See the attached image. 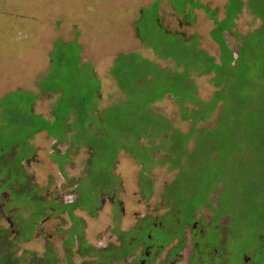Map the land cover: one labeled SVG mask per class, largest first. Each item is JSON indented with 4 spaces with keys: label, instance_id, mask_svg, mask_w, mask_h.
I'll list each match as a JSON object with an SVG mask.
<instances>
[{
    "label": "rangeland",
    "instance_id": "1",
    "mask_svg": "<svg viewBox=\"0 0 264 264\" xmlns=\"http://www.w3.org/2000/svg\"><path fill=\"white\" fill-rule=\"evenodd\" d=\"M192 6L200 8L195 7L191 14ZM239 7L242 8L240 12L237 11ZM204 8L212 12L214 19L224 27L222 42L224 40L234 53L233 58L237 53L241 55L238 69L242 68L246 72L244 78L255 75L254 62L258 59L257 51L260 50V39L263 38L262 33L256 30L263 22L264 0H0V100L7 93L12 94L5 99L14 103L23 98L15 112L9 108L6 118L8 125L14 124L16 130L22 131L25 127V134L31 131L28 125L31 120L26 113L25 103L34 101V96L23 91L32 90L37 93L41 81L46 91L54 87L60 89L63 100H70L73 95H82L86 99L90 97L84 104L71 101L72 107L81 113L86 112L87 124L84 121L75 123V132H66L67 140H62L60 144L54 140L49 141L50 145L43 156H33L24 162L30 181L25 189L33 193L18 194L15 197L18 200L3 199L0 204V230L9 231L11 237L29 236L33 210L43 205V212L46 213L36 223L33 236L28 242H12L13 247L9 253L14 254L11 256L13 264L23 257L20 264H30L34 256L42 257L45 253L56 254L57 261L54 264H69V260L72 264H99L91 263L98 258L97 255L83 257L80 251L86 246L99 250L110 245V257L115 261L119 253L114 251H125V242L117 232L138 229L145 216L152 218L162 213V201L159 198L168 185L165 196L169 197L167 194L174 191L179 199V209L175 210L180 211L178 223L183 225L190 219L192 211L185 203L188 202L196 205L194 217L198 228L192 230L187 224L189 227L185 230L184 239L186 246L173 252L180 240L175 238L156 259L155 264H170V261L174 264H192V232L202 236L203 243H214L227 264L242 263L237 257L245 250L252 252V262L262 264L264 139L254 134L255 140L250 148L245 147L250 150L249 153L245 152L248 153L246 157L239 156L226 165L217 163L210 150L215 133L188 136L187 149L183 152L185 155L179 161L170 151L154 149L151 156L155 162L147 164L145 168L146 177L153 182V194L150 197L143 196L139 182L145 169L130 153H118L109 173L107 170L110 168L102 169L98 165L102 160L100 153H92L88 147H83V141L85 145L86 142L92 144L99 130L96 126L98 120H103L102 116L95 120L89 111H94L96 104L99 111L112 107L109 117L113 119L121 111L123 120L127 119L126 108L134 87L140 90L139 103L142 97L151 94L160 99L164 91L173 92L176 89V78L173 75L178 74L175 72L182 73L186 67L189 70L188 83L195 88L186 87L185 98H197L209 103L216 92L221 90V87L215 85L213 73L191 71V63L202 67L206 64L205 58L210 60L211 56L219 63L223 51L214 40H218V36L212 35L216 22L205 14ZM261 28L264 29V25ZM77 38L82 56L77 49ZM53 49L55 52L51 53ZM79 53L82 64L93 61L96 79L90 76L88 65L82 66L83 69L76 75L75 69L78 67L75 64ZM222 55L227 57L229 54L223 51ZM201 60L205 63L199 64ZM159 70L167 72L163 74ZM45 71L47 73L44 76ZM228 73L221 72L219 79L227 80ZM241 88L242 93H245L246 87ZM59 94V91L37 93V107L47 109L45 116L50 117L53 108L57 111V108L64 106V102L59 105L60 101L55 106ZM221 105V102L218 103L208 119L200 122L197 127L208 130L215 126L226 128V116L223 124L221 122V125H217L222 112ZM182 107L190 109L194 106L186 102ZM38 108L34 111L38 112ZM148 112L149 118L157 122L166 118L173 129L179 130L181 134L188 135L193 130L192 122L182 118L180 105L170 95L151 103L144 110V113ZM35 122L40 124L38 120ZM92 122L97 132L90 126ZM19 135H12L10 131L4 134L6 146L18 142ZM160 142L161 137L156 136L141 139L144 146L156 147ZM198 143V151L191 154ZM28 150L20 144L11 153H27ZM103 178L106 181L114 179L117 191L103 193L102 187H98L103 185ZM95 194H98V199ZM25 200V208L18 205L15 207L11 203ZM75 205L80 208L76 207L72 211L74 219L66 210L60 211L61 208L69 210ZM212 220H217L221 232L214 228V222L209 223ZM74 223L81 230L79 237L73 232ZM179 229L177 224L171 232H178L179 238H182ZM199 230L202 234L198 233ZM150 232L152 238L155 234L162 240L168 238L167 234L160 232V228ZM138 255L139 250L121 259L119 264H129ZM243 258L248 260L247 257Z\"/></svg>",
    "mask_w": 264,
    "mask_h": 264
},
{
    "label": "trees",
    "instance_id": "2",
    "mask_svg": "<svg viewBox=\"0 0 264 264\" xmlns=\"http://www.w3.org/2000/svg\"><path fill=\"white\" fill-rule=\"evenodd\" d=\"M199 6L201 5L199 4ZM195 7L196 6H194V8ZM241 9L242 8L239 7L237 11L240 12ZM204 12L209 18H211L212 21L216 22V26L213 30L212 35L213 37H216V34L218 36V40L217 38L214 40L219 43L220 50L226 51L229 55H226L228 58L225 57V55H222V51V54H220L219 63L215 62V57L209 56L211 58L210 60L209 58H205L206 64H203L205 63V61L203 60L199 61V64L203 62L202 67L193 66L191 63V71L197 70L202 74L213 73L215 85L221 87V90L216 92L209 103L201 102L195 97V93H193V96L196 99L185 98L184 89L191 86L188 83L187 73L189 70L184 66L185 69L182 73L175 72L176 74L178 73L182 75L180 77H177L178 74L173 75L174 78H176L174 83L176 84V89L173 92L164 91L160 99H162L165 95H170L172 99L176 100L177 104L180 105L182 118L188 119L192 122L193 130L188 135H184L181 134L179 130L173 129L171 122H169L166 118H163L161 122L152 120L151 117L149 118V112L144 113V110L148 108L151 103L156 102L160 99L156 98L155 94L148 95V97L144 95L145 97H142L139 103L138 95L140 94V90H137L134 87L132 92L130 91L131 98L128 103V107L126 108L128 110L127 119L123 120L122 116L120 115L121 111L117 112V117H114L112 119V117H109V112L111 111L112 107L103 109L101 111L102 113H99V117L102 116L103 120H98V125H96L99 129L98 133L94 135L96 136V138L93 140L91 145L89 144V142H86L87 145H85L83 141V147H88L92 153H100L102 160L98 163V165L101 166L102 169H106V167L108 169L110 168L109 170H107V172L110 173L113 160L115 159V156L121 151L130 153V155L134 157L141 164V166L144 167V169L146 168L147 164L155 162L151 155L155 152L154 149L156 148L158 150L170 151L174 155L175 159L179 161L185 155L183 152H185L187 149L186 142L189 138L188 136L195 133H198L201 136L203 135V133L207 135L215 133L213 146L210 150L213 154V158L218 161L217 163L226 165L230 162H233V160H236L239 156L241 157L242 155H245L246 157V154L250 152V144L255 140L254 134L257 135V137L259 136L260 139H264V29L261 28L264 25V17L262 18L263 22L261 27L256 30L259 31V34L262 33L263 36V38L260 39V50L257 51L258 59H255L254 62V67L256 69L254 73L256 74L248 76V78H244L246 72L242 68L238 69V61H240L239 56L241 55L237 53L235 59L233 58L234 53L226 46L224 40L222 42V34L225 33L224 27L221 26V24L217 22L216 19H214L212 12L205 8ZM187 57L188 56L186 55V58ZM204 69H206V71H204ZM237 69L238 72H236ZM224 71H229L228 79L220 80L219 77L221 75V72ZM161 72L164 74L167 71L162 70ZM237 74L239 80L236 76ZM243 86L246 87L245 93H242L243 88L241 87ZM193 87L194 86H191L192 89ZM11 94L12 93H7L0 101V204L3 202V199L18 200L15 199L18 194L31 195L33 193H28V191L31 190L25 189L30 181H28L29 176L26 174L24 162H26L28 158L30 159L34 154V150H32L31 146L28 143L29 135L25 134V127H23V131L21 129L16 130L14 124L8 125L6 119L9 108L11 112H15L16 108H19L21 106L23 98L21 97V101H16L15 103L10 99L6 100L5 98ZM193 100H195L196 103ZM32 102L33 101H26L25 106L31 104ZM186 102L193 104L194 107L190 109L186 107L183 108L182 105H184V103ZM220 102L222 103V112L219 115V119L217 120V125H219L223 121V118L226 116V118H228V121L224 122L226 128H218V126H215L214 128L208 130L204 127H197L200 122H204L206 119H208L211 112L215 110L217 104ZM61 103L62 102H60L59 105ZM52 113L53 121L51 123L40 117L30 115L29 119L31 120V122L28 125L34 131H45L48 136L52 137V139L54 138V140L60 144L63 142L62 140H67L65 138L66 131H68L69 128L74 127L75 124L67 123V118L70 110H68L65 106L57 108V111L53 110ZM139 119L141 120L139 123H137V120ZM35 120H38L40 124H37ZM58 120L61 121L58 122ZM221 124H223V122ZM96 126L93 125L92 127L95 132H97L95 129ZM75 127L77 126L75 125ZM9 131L12 135H19L20 133L21 134L19 135L20 138L18 142H14L13 144L6 146V139L4 138V134L9 133ZM91 131L92 130H90L89 132ZM238 133L240 134L237 138ZM149 136L161 137L160 144L156 147L142 145L141 139H149ZM199 143L196 144L195 151L191 154H194L196 153V151H198L200 146ZM20 144L24 148H29L28 152H24L21 154H17L16 152L13 155L11 153V150L16 151V149L19 148ZM246 146H248L249 148H245ZM18 151H20V149ZM235 164L238 163L236 162ZM143 171V174H141L142 176L140 177L141 181L139 182L141 184V187L143 188V196L150 197L153 194V182L146 177V169ZM101 181L103 185L97 186L99 188L102 187L103 193L106 190L111 193H113V191H117L118 186L116 182L110 180L106 181L105 178L101 179ZM143 183L145 185H143ZM169 186L170 185L165 187V193ZM165 193L162 195L163 199L169 200L171 206L172 204L176 205L174 211L176 209H179L177 207L179 199H177V197L175 196L174 191L167 194L169 197H166ZM96 197L97 199L99 198L98 194L96 195ZM29 201L33 202V200ZM36 202L39 201L36 200ZM11 203L14 204L15 207L17 205L23 208L27 207V204H25L27 203V200ZM185 203L188 204V208L190 209V211H192V213L197 210L196 205L194 206L193 204L188 202ZM76 207L78 206L75 205L72 208H69L68 211L71 217V211ZM43 208L44 206L42 205V207H39L37 210H33L31 212L32 227L29 236L25 238H20L19 235L16 237H11L9 235V231L0 230V264H13L11 256H13L14 254L9 253V250H11V248L13 247L12 242L14 240L28 242L30 238H32L36 223L46 215V213L43 212ZM4 212H7V210L4 209ZM176 218H178L177 215H175L174 219ZM72 219H74V217H72ZM72 227L73 232H75L76 235L78 234V237L81 236V230L76 226V223H74ZM183 227L184 224L180 226L179 231H183ZM117 233L124 240L128 238L127 234L125 233ZM110 250H112V248ZM87 251V254L89 255L94 254L98 256V259L95 263L101 264L103 262V264H111L112 259L110 255L112 254V251L109 253L102 249H89ZM114 252L119 253V256L115 258V260L119 261V259L124 257L125 254H127L129 251L123 252L121 249H119L115 250ZM242 253H247V255L252 254V252L248 250H245ZM85 254L86 253L81 252L82 256H85ZM23 258L19 259L18 263L16 264H20V261L23 260ZM47 259H49L48 262ZM56 260L57 258H48L47 255H44L42 257L34 256L31 259L30 264H54Z\"/></svg>",
    "mask_w": 264,
    "mask_h": 264
},
{
    "label": "flooded vegetation",
    "instance_id": "3",
    "mask_svg": "<svg viewBox=\"0 0 264 264\" xmlns=\"http://www.w3.org/2000/svg\"><path fill=\"white\" fill-rule=\"evenodd\" d=\"M112 181L115 182L114 179ZM159 199L162 201V203L160 202V204L163 207V208H161L163 210L162 213H159L158 215H155L152 218L145 216L144 219L141 221L138 229H131L128 232H122V233L127 234V237H128L126 240L123 239V241L125 242L123 244L125 246L124 252L129 251L127 254H125L124 257L132 256V255H134V253L137 250H139V255L137 256V258H135L129 264H155L156 259L165 250V248L171 244V242L175 238H176V240H179V239L180 240L174 246L173 252H177V250H180L186 246V242L184 241V239H185V235H186L185 230L189 227L187 224H189L191 226L192 230H194V229L196 230L198 228V226H197L198 222H196L197 220H195V217H194V214L196 212L195 211L194 213L191 214L190 219H188L187 222L183 223L184 227H183V231H182V236H183L182 238H179L178 232L175 233V231H174L172 233L171 231L175 230V228L177 227V224H179V226L182 225V224H180V222L178 223V221H180V219L179 220H177L178 218L174 219L175 215L178 216L180 211H174V209L176 208V205L172 204V206H171L170 201L164 200L163 196H161ZM115 204H116V202H115ZM62 210H66L67 213L70 214L67 209L61 208L60 211H62ZM72 211H71V214H72ZM212 222L215 223L214 228H217L219 230V225H218L217 220H212L209 223H212ZM203 225L205 226V224H203ZM205 227H211V226H205ZM154 228H160V232L163 233V235L167 234L168 238L166 240L159 239L157 234H155L154 238H152L153 236L151 235L150 231ZM198 233L202 234V231L199 230ZM192 238H193V242H194L193 250H192L193 251V256H192L193 257V259H192L193 263L192 264H227L228 263L225 259L222 258V255L220 254V252H217V249L214 247L215 246L214 243H210L208 241L203 243V241L201 240L203 237L199 236L195 232H192ZM132 240H133V242H132ZM160 241H165V242H160ZM111 248L112 247L110 245L109 247L102 248V250L109 253L112 251V250H110ZM129 248H130V250H128ZM89 249H91V247L86 246V247H84V250L80 251V253L81 252L86 253L85 256H83V257L92 256V255L87 254V252H88L87 250H89ZM217 253H218V255H217ZM44 255H47L48 258H51L52 256H53L52 258L57 257L56 254L50 255V253H45ZM68 255H69V253H68ZM124 257H122L121 259H123ZM210 257H211V260H210ZM243 257H247L248 260H244ZM68 258H69V256H68ZM200 258H201V261H200ZM237 258L239 260H241L242 263H240V264H256L255 262L251 261L252 258L250 255H247V253L246 254H243V253L239 254ZM121 259H119V261H117V260L111 261V264H119ZM96 260L91 262V263H95ZM48 261H49V259H47V262ZM168 261H170V260H168ZM68 263L72 264V261L69 260ZM168 263L174 264L175 262L170 261ZM260 263L264 264V260H263V262H260ZM81 264H86V262H82ZM101 264H103V262ZM161 264H163V262H161ZM234 264H236V263H234Z\"/></svg>",
    "mask_w": 264,
    "mask_h": 264
},
{
    "label": "crops",
    "instance_id": "4",
    "mask_svg": "<svg viewBox=\"0 0 264 264\" xmlns=\"http://www.w3.org/2000/svg\"><path fill=\"white\" fill-rule=\"evenodd\" d=\"M134 9H137L136 7H134ZM193 9H195L194 8V6H192L191 7V13L193 12L192 10ZM73 41H75V39L74 40H72L71 42H73ZM142 42V41H141ZM77 43L79 44V42H78V38H77ZM66 44V43H65ZM68 44H71V43H69L68 42ZM142 44L143 45H145L143 42H142ZM77 49H78V51L81 53V45L79 44V46L77 47ZM55 52V50L53 49L52 50V52L51 53H54ZM80 53H79V56L77 57V61H76V64H75V66H77L78 68L77 69H75L76 70V75L78 76L79 75V73H80V71L79 70H81V69H83L82 68V66H84V65H88L89 66V74H90V76H93L95 79L97 78V77H95L96 75H95V72H94V65H93V61L92 60H90V62H88V63H85V64H82V62H81V56L83 55L82 53H81V56H80ZM50 57V56H49ZM144 59H143V64H144ZM112 67V66H111ZM153 67H154V65H153ZM79 72V73H78ZM46 73H47V71H45V74H44V76L46 75ZM27 76V75H26ZM43 76V78H45ZM47 76H48V74H47ZM111 76L114 78V75H112L111 74ZM46 79V78H45ZM42 81H41V84L39 85V90H38V92L37 93H42V92H44V93H50V92H54V91H59V96H58V98H57V100H56V102H55V106H56V104L58 105V102L60 101V102H64V106L65 107H67V109L68 110H70V113H69V115H68V118H67V123H69V124H78V123H80V121L82 122V121H84L83 123L84 124H87L88 123V121H85V120H87V116H86V112H83V113H81L79 110H77L76 108H74V107H72V102L71 101H74V102H81L82 104H84V103H87V101L90 99V97L88 98V99H86L85 98V96H82V95H77V96H72L71 98H70V100H63L61 97H62V91L60 90V89H58V88H56V87H54V89L53 88H49L47 91H46V89H43L42 88ZM95 89H96V91L98 92L99 90H98V88H96L95 87ZM96 91H94V94L96 95ZM23 92H26V93H30L31 95H33L34 96V101L31 103V104H28L27 106H26V113H27V115H34V116H37V117H40V118H42V119H44V120H48V122L49 121H53V113H51L53 110H55V108H53V110H50L51 112H50V117H48V116H45L44 115V113L46 112V110L47 109H43V108H38L37 107V104H38V99H39V96L37 95V93H34L35 91H32V90H30V91H23ZM1 100H2V98H1ZM0 100V101H1ZM96 103H98V101H96ZM35 108H38L39 109V111L38 112H35L34 111V109ZM106 109V108H105ZM103 110V109H102ZM101 110V111H102ZM101 111H99L98 110V105L96 104L95 105V107H94V111H89V113L91 114V116H93V117H95V120H96V118H98L99 117V113L101 112ZM102 113V112H101ZM80 119V120H79ZM79 120V121H78ZM50 122V123H51ZM93 125H94V122H92V123H90V126L91 127H93ZM98 125V124H97ZM70 130V131H69ZM68 131H66V132H69L70 134H72L73 132H75V130H76V127H75V125H74V127H72L71 129H69ZM25 132V131H24ZM28 135H29V145L31 146V148H32V150H34V154H33V156H36L37 158H39V157H41V156H43V153H45V150H47V147L50 145L49 144V141H53L54 140V138L52 139V137H50V136H48L47 135V133L45 132V131H34L33 129H31V131L28 133ZM55 141V140H54ZM56 142V141H55ZM44 145H45V147H44ZM39 150H42V152L41 153H39L38 151ZM32 156V157H33ZM64 156H66V154H64ZM31 157V158H32ZM30 167V166H29ZM107 191V190H106ZM105 193V192H104ZM114 193V192H113ZM95 195H97V194H95ZM92 199L94 198V195L91 197ZM97 198V197H96Z\"/></svg>",
    "mask_w": 264,
    "mask_h": 264
},
{
    "label": "bare ground",
    "instance_id": "5",
    "mask_svg": "<svg viewBox=\"0 0 264 264\" xmlns=\"http://www.w3.org/2000/svg\"><path fill=\"white\" fill-rule=\"evenodd\" d=\"M243 239V238H242Z\"/></svg>",
    "mask_w": 264,
    "mask_h": 264
}]
</instances>
